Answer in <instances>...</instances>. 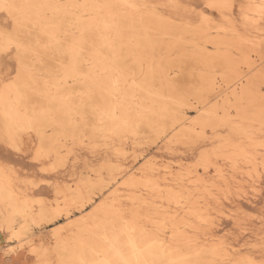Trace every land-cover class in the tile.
I'll return each mask as SVG.
<instances>
[{"label": "snow or ice", "instance_id": "snow-or-ice-1", "mask_svg": "<svg viewBox=\"0 0 264 264\" xmlns=\"http://www.w3.org/2000/svg\"><path fill=\"white\" fill-rule=\"evenodd\" d=\"M159 7L136 0H0V241H6L0 244V264H264V209L259 229L252 227L250 213L243 214L236 227L244 244L236 248L216 240L208 247V240L201 244L186 229L180 234L171 229L169 237L170 229L141 223L116 203L114 222L121 229L113 230L112 240L107 232L102 240H90L84 225L89 231L99 228L90 221H76L70 235L68 225L48 232L72 215L67 200H61L66 186L59 173L91 176L92 158L117 135L138 129L142 97L165 85L177 101L197 106L198 119L207 116L196 124L191 143L204 149L201 142L210 131L213 146L206 153L211 159L223 149L215 141L226 140L230 154L224 158L234 174L247 168L251 191L259 187L264 197V0H207L191 9L193 25H223L221 30L239 41L223 78L248 83L218 93L223 118L219 100L215 118L212 112L200 114L199 102L207 108L216 97L205 100L194 91L189 64L197 57L137 29L134 13ZM208 47L215 49L212 42ZM257 55L258 88L248 67ZM206 63L199 79L203 84L214 75L209 89L214 91L222 86L221 68L214 60ZM221 130L226 137H217ZM22 160L32 163L18 167Z\"/></svg>", "mask_w": 264, "mask_h": 264}, {"label": "bare ground", "instance_id": "bare-ground-1", "mask_svg": "<svg viewBox=\"0 0 264 264\" xmlns=\"http://www.w3.org/2000/svg\"><path fill=\"white\" fill-rule=\"evenodd\" d=\"M136 2L161 6L134 13L137 29L150 30L165 47L181 53L189 52L197 57L189 64V71L194 76L192 82L197 85L194 91L200 92L205 100L209 96L216 97L207 108L203 100L199 102L200 114L212 112L215 118L216 100H219L220 116L223 118L224 100L218 93L227 95L229 86L234 92L248 83L247 79L238 84L236 78H223L228 60L235 55L232 48L237 47L239 41L231 31H222L223 25L207 28L197 27L190 22L191 9L207 0ZM178 4L185 7H175ZM209 42L215 45V49L208 47ZM240 47L243 49L244 46ZM212 52H215V56L209 57L207 53ZM240 54L243 56L246 53L242 50ZM212 60L221 68L222 86L218 85L216 90L209 91L215 76H209L208 81L201 84L199 73L202 67L207 66L206 62ZM248 67L251 69V79L258 88L261 74L258 55L252 58ZM142 99L139 128L117 135L111 147L102 148L92 158L94 165H90V168L94 170L91 176L87 171L83 172V176L80 171L70 170L67 176L64 172L59 173V181L66 186V197L62 196L61 200H67L72 215L70 219L50 226L48 232L68 225L67 234L70 235L76 221H90L92 225L99 224L95 231H89L88 225H84L90 240H102L105 232L108 234L107 239L112 240L113 230L121 229L120 224L114 222L112 205L116 203L134 212L141 223L151 221L158 230L162 227L170 229L169 237L172 236L171 229H175L178 234L186 229L189 234H195L201 244L208 240V247L214 246L212 240L233 248L242 246L244 239L238 238L236 226L244 218L243 214L250 213L255 222L252 223L251 219L249 222L252 227L259 229V214L264 209V197L259 187L253 192L247 182V168L235 170L234 174L232 163L224 158L230 154L226 140L215 141L216 146L222 144L223 149L214 152L209 159L206 149L213 146L210 131L205 133L209 139L201 142L205 145L204 149L191 143L192 134L197 130L196 124L207 119L206 115L198 119L195 104L185 106L177 101L166 85L154 95ZM216 135L226 137L227 133L221 130ZM201 151H205L203 158ZM31 163L30 160H22L18 167ZM24 171H31V168H24ZM256 184H259L258 179ZM77 228L80 226L77 225ZM5 242L0 241V244Z\"/></svg>", "mask_w": 264, "mask_h": 264}]
</instances>
